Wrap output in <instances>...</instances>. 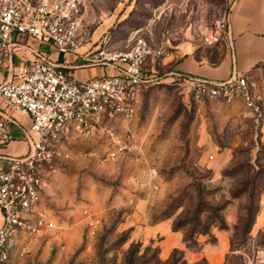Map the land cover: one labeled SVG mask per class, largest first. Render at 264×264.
<instances>
[{
    "label": "rangeland",
    "instance_id": "obj_1",
    "mask_svg": "<svg viewBox=\"0 0 264 264\" xmlns=\"http://www.w3.org/2000/svg\"><path fill=\"white\" fill-rule=\"evenodd\" d=\"M232 2L86 1L89 49L126 50L143 35L166 52L149 60L154 79L138 115L118 128L131 136L125 152L111 159L107 136L73 137L71 159L45 182L42 207L55 226L16 248L14 264H170L174 248L187 264H264V224L254 226L264 199V109L195 96L163 58L179 49L226 57L228 42L206 37Z\"/></svg>",
    "mask_w": 264,
    "mask_h": 264
},
{
    "label": "built area",
    "instance_id": "obj_2",
    "mask_svg": "<svg viewBox=\"0 0 264 264\" xmlns=\"http://www.w3.org/2000/svg\"><path fill=\"white\" fill-rule=\"evenodd\" d=\"M86 1L0 0V66L12 59L25 35L49 42L62 54L79 53ZM206 38L209 42L224 38L233 49L228 13ZM26 46L33 57L14 68L12 78L0 83V95L7 107L25 110L32 118L25 130L29 150L7 156L0 167V264H12L15 244L21 242L23 248H28L31 239L55 226L48 210L42 207L45 182L56 163L71 159L69 145L75 135L107 136L112 144L107 152L111 159L127 150L131 136L118 128L121 122L138 115L143 92L154 79L149 60L166 52L164 43L155 46L143 35L126 50L88 49L87 62L108 64L113 72L82 79L66 63ZM176 77L197 97L241 100L252 113L262 115L264 82L254 76L233 72L222 79L189 73H176ZM11 121L16 120L0 110V142L10 137ZM88 222L92 228L97 226L95 217Z\"/></svg>",
    "mask_w": 264,
    "mask_h": 264
},
{
    "label": "crops",
    "instance_id": "obj_3",
    "mask_svg": "<svg viewBox=\"0 0 264 264\" xmlns=\"http://www.w3.org/2000/svg\"><path fill=\"white\" fill-rule=\"evenodd\" d=\"M228 15L233 49H230L226 57L215 62L200 59L192 52H181L180 49L172 50L163 57L165 62L172 61L173 68L169 73L175 77L176 73H189L222 79L233 72H238L254 76L264 82V0H233ZM20 40L22 44L17 47L12 59L6 60L0 66V83L7 78H12L13 69L33 57V53L26 44L47 52L49 57L57 62L66 63L82 79L113 72V68L108 64H94L85 60L88 53L86 51L89 49L91 41L83 42L79 53L65 55L53 49V46L47 41L28 35L22 36ZM0 110L7 112L16 120L9 123L10 137L5 142H0V167H2L7 162V156L24 154L29 150L30 145L26 139L25 130L30 127L32 118L25 110L7 107L1 95ZM1 223L2 213L0 211ZM263 224L264 199L262 200V210L258 214L254 226L260 227ZM166 227V224H158L156 229L165 230ZM16 248H23L22 243L15 244L11 249L12 264L15 261L14 251Z\"/></svg>",
    "mask_w": 264,
    "mask_h": 264
},
{
    "label": "trees",
    "instance_id": "obj_4",
    "mask_svg": "<svg viewBox=\"0 0 264 264\" xmlns=\"http://www.w3.org/2000/svg\"><path fill=\"white\" fill-rule=\"evenodd\" d=\"M179 260V264H187V260L184 258V250L174 248L168 261L170 264H178ZM195 264H208V260L206 257H203L200 261L195 262Z\"/></svg>",
    "mask_w": 264,
    "mask_h": 264
}]
</instances>
